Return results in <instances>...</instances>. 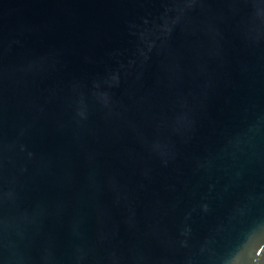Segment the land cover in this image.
I'll return each mask as SVG.
<instances>
[{
  "label": "water",
  "instance_id": "obj_1",
  "mask_svg": "<svg viewBox=\"0 0 264 264\" xmlns=\"http://www.w3.org/2000/svg\"><path fill=\"white\" fill-rule=\"evenodd\" d=\"M0 264H264V0H0Z\"/></svg>",
  "mask_w": 264,
  "mask_h": 264
}]
</instances>
